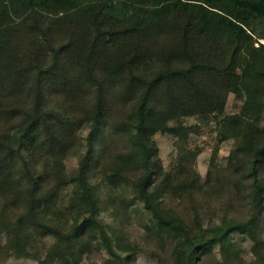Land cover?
Wrapping results in <instances>:
<instances>
[{
	"label": "trees",
	"instance_id": "16d2710c",
	"mask_svg": "<svg viewBox=\"0 0 264 264\" xmlns=\"http://www.w3.org/2000/svg\"><path fill=\"white\" fill-rule=\"evenodd\" d=\"M61 13L68 14L72 23L82 24L84 34L60 47H40L36 58L49 59L50 63L24 64L14 44L19 29L30 19L36 22V15ZM35 29L41 30L37 24L31 28ZM256 34L264 39V0H0V119L21 118L14 133L0 138V192L17 183L18 160L24 161L22 152L31 154L36 149L44 124L37 109H21L5 101L28 88L25 72L33 77L28 93L33 94L37 108L47 92L65 93L70 98L82 85L94 91L88 115L93 129L77 177L74 209L78 215L71 231L60 237L58 245L45 259H38V264H81L89 237L100 239L113 258L111 264L135 262V253L123 257L114 249L100 220L98 191L88 178L93 143H105L102 132L114 110L112 88L123 78L127 79L125 96L133 107L120 130L130 137L133 150L119 159L110 184L121 188L128 175L139 174L135 186L152 215L151 231L179 242L175 264H198L200 252L213 245L222 246L225 261L238 258L231 235L247 227L242 221L225 220L211 231L201 227L194 231L162 208L154 184L163 167L152 138L156 133L186 138L189 129L181 123L170 128L169 122L224 114L229 94L245 98L238 115L224 118L219 143L230 138L239 141L238 152L249 162L247 172L253 181L257 209L264 194L260 178L264 129L257 128L264 113V45L255 47ZM171 35L176 36L172 41L167 39ZM163 39L168 44L153 47ZM155 57L164 62L163 69L151 76L144 74L143 61L151 62ZM66 62L74 67L67 69ZM54 123L61 124L58 116ZM51 124L48 129H55ZM27 173L31 183L26 220L14 226L16 238L12 241L23 251L33 242L25 227L59 233L39 223L43 192L35 175Z\"/></svg>",
	"mask_w": 264,
	"mask_h": 264
},
{
	"label": "rangeland",
	"instance_id": "374dc122",
	"mask_svg": "<svg viewBox=\"0 0 264 264\" xmlns=\"http://www.w3.org/2000/svg\"><path fill=\"white\" fill-rule=\"evenodd\" d=\"M36 24L41 30L32 31ZM85 31L82 24L72 23L68 14H40L36 15V22L30 19L26 27L19 29L20 34L14 44L24 64L34 61L50 63L49 59L36 58L40 47H60L73 39L78 40ZM171 38L176 36H167L172 41ZM167 39L157 41L153 47L168 44ZM261 44L264 45V39L256 34L255 47ZM164 65L155 57L151 62L143 61L142 69L146 70L144 74L151 76ZM64 66L69 70L74 67L69 62ZM25 75L28 88L5 101H12L21 109H37L43 114L44 124L36 149L31 154L22 152L24 161L18 160L17 183L0 192V264H38V259H45L58 245L59 238L71 231L78 215L74 209L77 177L89 149L88 137L93 129L88 118L94 101L92 89L82 85L70 98L65 93L47 92L37 108L33 94L28 93L33 77L29 72ZM126 83L127 79L123 78L112 88L110 101L114 110L102 132L105 143L99 140L93 143V161L88 166L89 182L98 191L100 220L107 227L112 245L121 256L135 253L133 264H175L174 253L179 242L172 236L158 237L151 231L152 215L140 200L135 186L139 174L128 175L121 188L109 182L119 159L133 150L130 137L120 130L131 116L133 107L125 96ZM244 100L229 94L224 114L169 122L170 128H177L181 123L189 129L186 138L168 133H156L152 138L159 149L163 167L154 187L162 208L168 214L180 217L194 231L199 227L211 231L225 220L242 221L247 225L231 235L237 259L231 257L225 261L222 246L213 245L200 252L198 264H264V194L262 204L256 209L253 181L247 172L249 162L238 152L241 147L239 141L230 138L219 143L224 118L238 115ZM56 116L60 125L53 124ZM20 120L0 119V138L14 133ZM50 122V127L55 129H48ZM257 128L258 131L264 129V113ZM28 170L39 180L43 192L39 223L53 227L59 233H49L40 227H25L33 242L23 251L17 250L12 241L16 238L14 226L26 220L31 183ZM260 178L264 186V168L260 170ZM50 198L53 201H48ZM84 249L81 264H111L113 258L98 237H89Z\"/></svg>",
	"mask_w": 264,
	"mask_h": 264
}]
</instances>
